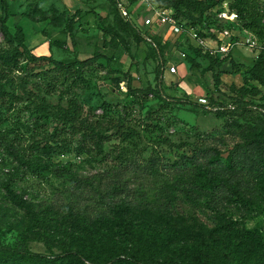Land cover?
<instances>
[{"label": "rangeland", "instance_id": "rangeland-1", "mask_svg": "<svg viewBox=\"0 0 264 264\" xmlns=\"http://www.w3.org/2000/svg\"><path fill=\"white\" fill-rule=\"evenodd\" d=\"M6 1L9 31L21 26L24 44L34 54L82 60L97 52L111 56V62L100 59L69 72L26 55L3 63L12 80L6 90L15 97L0 103V244L56 255L90 246L97 236L107 246L118 245L136 226L171 233L169 246L141 245L153 256L169 255L170 247H176L190 252L185 260L195 250L200 255L198 248L212 260L260 258L264 144L246 147L244 139L253 126H263L264 114L255 108L244 114L231 110L220 118L215 113L229 106L241 88L252 93L259 88L254 100H264V87L243 79L264 42L236 11V21L217 18L235 0H215L204 12L212 38L224 26L233 40L229 59L217 68L218 84L208 70L214 51L203 47L202 55H195L184 30L160 28L164 57L177 66L176 74L165 68L164 92L191 102L205 97L211 108L206 111L152 94L130 95L127 75L133 89L154 86L156 52L145 42L137 44L123 27L110 28L114 16L108 0ZM119 1L138 27L154 14L153 0H118L117 7ZM256 2L264 24V0ZM77 10L75 48L64 29ZM175 19L185 22L179 15ZM13 45L0 32V50L11 51ZM66 46L68 52L62 51ZM187 55L198 63L190 73L183 61ZM1 183L26 198L33 213L18 207ZM237 195L251 200L253 208L240 205ZM120 203H128L129 214L116 226L112 207ZM246 237L262 243L255 248L258 255L249 250Z\"/></svg>", "mask_w": 264, "mask_h": 264}, {"label": "trees", "instance_id": "trees-1", "mask_svg": "<svg viewBox=\"0 0 264 264\" xmlns=\"http://www.w3.org/2000/svg\"><path fill=\"white\" fill-rule=\"evenodd\" d=\"M113 6L112 15L113 25L110 28L119 27L120 29L127 30L132 38L137 44L147 43L150 48L156 52V64L151 70L153 75L154 86H149L145 89L143 88H132L133 78L127 75L126 88L130 95L136 96L141 94H152L169 104H190L193 106H200L204 111L211 109L210 102L207 105L200 104L198 102H191L189 100L168 96L164 92V70L168 60L164 57V50L166 48V42L163 39L162 29H153L151 26L142 25L138 27L134 22H132L128 17L122 20L118 12L120 13L117 5L118 0H108ZM130 4L133 0H127ZM156 8L171 9L174 17L182 16L185 19L187 25L194 27H199V29L209 28V16H204V12L208 8H212L217 4L218 1L215 0H153ZM1 13H0V32L4 39L11 45L13 49L10 50H0V79L3 82L0 83V103L5 99H13L15 96L12 92L6 90L11 84V78L8 77L5 65L3 63H13L18 57L27 56L30 60H48L55 67L60 70H65L66 72L72 71L73 69H79L87 64L95 62L100 59H105L107 64L111 62V56H104L95 52L91 57L79 60L77 57L69 59L64 58L63 60H58L53 58L51 55H36L30 51L24 44L25 32L22 30L21 26L17 25L15 32L11 34L6 25L9 18V5L6 0L0 1ZM231 11H236L239 18L244 22V26L255 33L258 38L264 42V24L262 21L261 10L257 6L256 0H235L229 6ZM194 11L198 12L195 16ZM81 14L80 10H77L70 18L67 20L64 34L66 39L71 43L72 47H77V39L79 36L76 33L75 19ZM130 15V14H129ZM122 16V15H121ZM122 18H125L122 16ZM99 21H104V18H99ZM146 26L148 29H143ZM198 29V30H199ZM105 31H108L106 28ZM200 33V32H199ZM186 41H189L188 39ZM51 42L49 43L50 47ZM189 49H191L195 55H202L201 48L195 47L189 41ZM68 46L62 48V51L68 52ZM206 56V55H204ZM229 59L227 54H215L213 58L210 59L208 70L211 72L214 78V83L218 84L219 77L217 68L221 67L222 64ZM2 61V62H1ZM183 61L186 66V70L190 73L193 69L198 67V63L194 58L190 56H184ZM248 78H243L246 81L250 80L257 82L264 87V49L260 50L258 56L254 59L252 66L247 70ZM118 78H115V80ZM117 81V80H116ZM257 87V86H256ZM252 93L250 90L241 88L237 95L234 96L233 102L227 107L221 106L215 109L217 117H223L225 114L230 113L231 110H238L242 114L255 108L264 114V100L259 103L254 100V97L260 92L259 88ZM209 91L206 92V95ZM262 98V97H261ZM211 99V98H210ZM264 99V98H263ZM87 135L83 133V136ZM90 135V134H88ZM129 137V136H125ZM171 145L170 142H168ZM264 144V122L263 126L255 125L251 128L248 136L244 139V146L250 147L252 145L260 146ZM123 161H127L126 158H122ZM70 177L74 181H78V178L74 173H69ZM2 188L5 190L6 194L10 196L17 204L18 207L22 208L27 214H32L33 209L29 201L17 194L8 183H1ZM236 201L242 205L246 206L248 209L253 208V202L240 195L236 196ZM117 205L119 206L116 210ZM112 207L114 219V224L116 226H121L122 220L124 219V214H129L128 203H120ZM115 213V214H114ZM111 219V220H112ZM162 232L160 229L154 231L141 230L136 226L123 236V241L118 245L109 244L107 246L106 239L97 236L96 240H91L92 245L83 246L78 249H63L60 254L50 255L38 252H32L30 250L15 249L9 245L0 244V264H264V250L262 251V256H256L258 259L250 260V258L244 257L237 260L229 259H208L207 255L202 253V248H198L200 255L196 256V250L194 256L191 260H185L190 252L185 248L170 247L169 255L163 254V256H153V254H148L147 250L142 251L141 245H146L150 247H165L169 246L171 242V233ZM211 232V231H207ZM245 237V236H244ZM247 239V237H246ZM248 243L250 244L249 250L255 255H258V251L255 248H260L262 243L257 240H251L248 237ZM165 242V244H163ZM102 243V244H101ZM104 243V244H103ZM203 244V243H202ZM247 243L245 244V246ZM261 245V246H260ZM262 248V247H261ZM194 252V251H193ZM191 252V253H193Z\"/></svg>", "mask_w": 264, "mask_h": 264}, {"label": "built area", "instance_id": "built-area-1", "mask_svg": "<svg viewBox=\"0 0 264 264\" xmlns=\"http://www.w3.org/2000/svg\"><path fill=\"white\" fill-rule=\"evenodd\" d=\"M118 9L123 17L129 16V12L124 6L123 2H118ZM153 11L154 14L149 15L143 20V25L151 26L155 30L165 25L171 27V29L176 32H181L184 30L187 35V39L195 47L209 48L211 51H214L215 54H227L230 44L233 43L230 31L224 26L221 27V30L214 32L215 36L212 38L208 29H199V27H194L191 25L185 27L187 28L185 29L183 25H186V22L183 21L181 24L179 21H177L171 9L155 7ZM217 18L221 21L233 22L236 21V13L226 7L218 12ZM166 67L169 73H177V66L172 62H168ZM198 103L207 105L208 101L205 97H199Z\"/></svg>", "mask_w": 264, "mask_h": 264}]
</instances>
